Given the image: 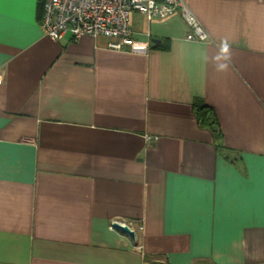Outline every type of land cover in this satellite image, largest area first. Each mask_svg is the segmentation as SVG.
<instances>
[{
    "label": "crops",
    "instance_id": "1",
    "mask_svg": "<svg viewBox=\"0 0 264 264\" xmlns=\"http://www.w3.org/2000/svg\"><path fill=\"white\" fill-rule=\"evenodd\" d=\"M44 1L0 0V264H264V0H184L206 41L132 12L122 50Z\"/></svg>",
    "mask_w": 264,
    "mask_h": 264
},
{
    "label": "built area",
    "instance_id": "2",
    "mask_svg": "<svg viewBox=\"0 0 264 264\" xmlns=\"http://www.w3.org/2000/svg\"><path fill=\"white\" fill-rule=\"evenodd\" d=\"M132 12L140 13L148 20L178 13L188 26L187 40L208 39L207 33L184 0H45L41 8V24L52 40L62 38L67 32L72 40L83 35L106 37L110 40L109 48L122 50L135 43L129 22ZM115 223L127 225L136 233L130 224L118 220L111 222V230L115 229ZM140 248L137 246V249Z\"/></svg>",
    "mask_w": 264,
    "mask_h": 264
},
{
    "label": "trees",
    "instance_id": "3",
    "mask_svg": "<svg viewBox=\"0 0 264 264\" xmlns=\"http://www.w3.org/2000/svg\"><path fill=\"white\" fill-rule=\"evenodd\" d=\"M200 110H202V113L200 115L201 122L212 127L215 123L214 117L211 115V108L206 105H203L200 107Z\"/></svg>",
    "mask_w": 264,
    "mask_h": 264
},
{
    "label": "water",
    "instance_id": "4",
    "mask_svg": "<svg viewBox=\"0 0 264 264\" xmlns=\"http://www.w3.org/2000/svg\"><path fill=\"white\" fill-rule=\"evenodd\" d=\"M154 42L157 44L158 40H154ZM114 226L117 230L128 235L131 239H135V232L131 230L127 225L115 223Z\"/></svg>",
    "mask_w": 264,
    "mask_h": 264
},
{
    "label": "clouds",
    "instance_id": "5",
    "mask_svg": "<svg viewBox=\"0 0 264 264\" xmlns=\"http://www.w3.org/2000/svg\"><path fill=\"white\" fill-rule=\"evenodd\" d=\"M223 50H224V51H227V47L225 46V48H224ZM221 67H223V65H222Z\"/></svg>",
    "mask_w": 264,
    "mask_h": 264
}]
</instances>
